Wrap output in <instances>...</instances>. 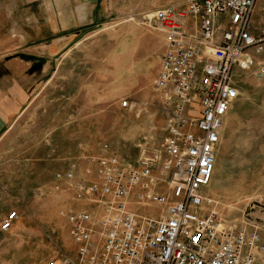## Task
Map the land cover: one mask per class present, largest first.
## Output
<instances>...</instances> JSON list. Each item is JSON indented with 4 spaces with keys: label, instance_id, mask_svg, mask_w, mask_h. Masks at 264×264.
<instances>
[{
    "label": "rangeland",
    "instance_id": "374dc122",
    "mask_svg": "<svg viewBox=\"0 0 264 264\" xmlns=\"http://www.w3.org/2000/svg\"><path fill=\"white\" fill-rule=\"evenodd\" d=\"M182 2L0 0V223L10 212L18 216L9 231L0 230V264H45L71 254L59 211L83 204L57 179L71 163L79 176L87 165L81 157L103 144L134 162L143 139L163 140L166 115L152 87L163 39L145 16ZM241 76L203 190L212 202L202 212L222 221L257 215L264 196V188L236 184L243 180L238 123L256 114L248 99L260 97L257 81Z\"/></svg>",
    "mask_w": 264,
    "mask_h": 264
},
{
    "label": "built area",
    "instance_id": "2783aa9c",
    "mask_svg": "<svg viewBox=\"0 0 264 264\" xmlns=\"http://www.w3.org/2000/svg\"><path fill=\"white\" fill-rule=\"evenodd\" d=\"M163 39L153 90L165 137L143 139L134 162L110 145L78 176L57 175L78 209L59 211L71 254L45 264H264V217L222 221L203 190L212 180L224 120L239 99V74L264 78V0H183L145 16ZM122 108L129 105L127 100ZM0 223L7 232L17 219Z\"/></svg>",
    "mask_w": 264,
    "mask_h": 264
},
{
    "label": "crops",
    "instance_id": "0c3cea01",
    "mask_svg": "<svg viewBox=\"0 0 264 264\" xmlns=\"http://www.w3.org/2000/svg\"><path fill=\"white\" fill-rule=\"evenodd\" d=\"M163 43V41H162ZM163 53V44H162ZM161 53V54H162ZM264 61V54L261 58ZM159 72L156 70L157 77ZM240 75V74H239ZM247 78H252L257 81L259 98L256 100L248 99L249 106L255 108L256 114H249L242 117L238 124H241V166H239L243 172V180L241 183H236L244 187H260L264 188V78L256 80L250 74H242L241 81ZM153 79V80H154ZM250 82V81H249ZM249 96L252 95L255 82L249 83ZM240 89V86L238 84ZM145 104V103H144ZM143 104V105H144ZM151 106V104H150ZM151 118V116H150ZM150 136V143L160 145L163 140L159 143H155ZM165 137V136H164ZM164 139V138H163ZM261 207L256 213L259 218L264 217V196L261 198ZM259 215V216H258Z\"/></svg>",
    "mask_w": 264,
    "mask_h": 264
}]
</instances>
